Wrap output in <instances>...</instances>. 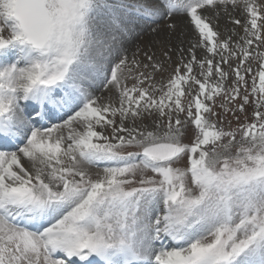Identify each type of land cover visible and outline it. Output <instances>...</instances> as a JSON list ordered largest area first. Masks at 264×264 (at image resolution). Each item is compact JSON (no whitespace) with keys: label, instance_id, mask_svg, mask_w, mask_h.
Returning a JSON list of instances; mask_svg holds the SVG:
<instances>
[{"label":"snow or ice","instance_id":"obj_1","mask_svg":"<svg viewBox=\"0 0 264 264\" xmlns=\"http://www.w3.org/2000/svg\"><path fill=\"white\" fill-rule=\"evenodd\" d=\"M0 264H264V0H0Z\"/></svg>","mask_w":264,"mask_h":264},{"label":"rangeland","instance_id":"obj_2","mask_svg":"<svg viewBox=\"0 0 264 264\" xmlns=\"http://www.w3.org/2000/svg\"><path fill=\"white\" fill-rule=\"evenodd\" d=\"M132 0H126V2H130ZM135 1H143V0H135ZM149 5L154 7L156 4L150 0L148 2ZM136 12L133 14H128L124 17L125 20V25L127 29V34L122 38V50L123 52L129 57V59H132L133 54H137V58L140 60L144 59V54L147 52L148 54L155 53L157 57H162L163 53L167 51L169 48H163L160 45V38L162 37V30L165 32L164 28H166V33L170 37L173 42L179 43L180 45L176 48H179L180 46H183L187 48L188 43L192 39V34L190 33L189 29L184 26L185 22H189L188 19L185 18L183 20L181 18H176V16L172 17L171 19L169 18H161L160 20H157L156 22L153 23L151 20L143 19L140 17H136ZM236 14V13H234ZM223 16V15H222ZM238 17V14L236 15ZM136 19L135 26H131L130 24L132 23V19ZM164 19V20H163ZM169 19V20H167ZM166 20V21H165ZM182 21V22H181ZM163 24V26H161ZM169 25H175L174 28L169 27ZM234 27H237L236 25H233ZM231 28H234L230 25ZM239 30V29H237ZM147 32V33H146ZM147 34L145 37H147V46H142L140 47L138 44L137 37L141 36L142 34ZM143 38V37H142ZM136 40V41H135ZM141 40V39H140ZM153 45V46H152ZM161 49H164V51L161 53ZM175 56V55H174ZM174 58V57H173ZM176 58V57H175ZM173 62H175V59ZM167 67V65H166ZM159 79V77H158ZM250 80V78H249ZM96 95H101L99 91L96 92ZM233 124H235V121H233ZM150 175V173H149Z\"/></svg>","mask_w":264,"mask_h":264},{"label":"bare ground","instance_id":"obj_3","mask_svg":"<svg viewBox=\"0 0 264 264\" xmlns=\"http://www.w3.org/2000/svg\"><path fill=\"white\" fill-rule=\"evenodd\" d=\"M152 1V0H151ZM125 2H126V0H125ZM148 2H150V0H146V2H144V0H143V2H139V1H135V0H132V1H130V2H126V3H131L132 5H141V6H151V5H149L148 4ZM238 13H236V14H234V15H237ZM181 17H183V16H176V18H181ZM237 18H239V14H238V17ZM183 20H185V18L183 17L182 18ZM182 22V21H181ZM219 25H220V30L221 31H223V29H224V27H225V25H227V27L228 28H231L230 27V25L232 26V27H234L233 26V24H231V23H229L228 21H227V18L226 17H223L222 16V18L219 20ZM161 26H163V24H161ZM184 26H186V28L187 29H189V31H190V33L192 34V37H193V29H192V26L190 25V23L189 22H185V24H184ZM164 27V26H163ZM164 30H165V32L162 30L161 32H162V37L160 38V45L164 48H171V49H176V47H178L180 44L179 43H176V42H173V40H171L170 39V37L167 35V31H166V28H164ZM147 33V32H146ZM142 34L141 36H139V37H137V39L136 40H138V44H139V46L141 47L142 46V48H143V46H147L148 44H147V37H145L147 34ZM143 37V38H142ZM141 39V40H140ZM135 40V41H136ZM153 46V45H152ZM164 51V49H161V53ZM173 57L175 58L176 56H174L173 55ZM174 58H173V60H174ZM175 59H177V57L175 58Z\"/></svg>","mask_w":264,"mask_h":264}]
</instances>
